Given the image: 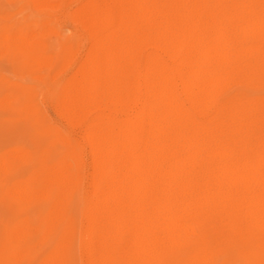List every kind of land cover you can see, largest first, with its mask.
Listing matches in <instances>:
<instances>
[{
  "label": "bare ground",
  "instance_id": "1",
  "mask_svg": "<svg viewBox=\"0 0 264 264\" xmlns=\"http://www.w3.org/2000/svg\"><path fill=\"white\" fill-rule=\"evenodd\" d=\"M77 18L89 47L60 110L90 158L85 264H218L232 237L260 264L264 97L222 96L264 68V0H93ZM83 167L40 177L59 190L52 231ZM67 245L42 264H64Z\"/></svg>",
  "mask_w": 264,
  "mask_h": 264
},
{
  "label": "rangeland",
  "instance_id": "2",
  "mask_svg": "<svg viewBox=\"0 0 264 264\" xmlns=\"http://www.w3.org/2000/svg\"><path fill=\"white\" fill-rule=\"evenodd\" d=\"M91 1L0 0V264H42L63 242L64 264H85L80 235L90 158L82 131H72L60 108L62 86L75 71L69 61L81 60L89 47L77 14ZM239 95L264 97V68L253 81L230 83L222 100ZM79 162L83 183L74 181L63 195V218L52 231L59 190L48 193L40 177ZM217 252L218 264H257L238 238L221 241ZM259 260L264 264V248Z\"/></svg>",
  "mask_w": 264,
  "mask_h": 264
}]
</instances>
